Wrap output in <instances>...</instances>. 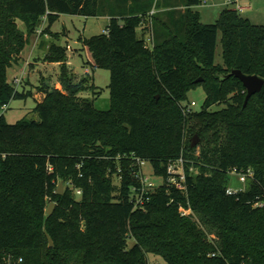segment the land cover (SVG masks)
<instances>
[{"label": "trees", "instance_id": "1", "mask_svg": "<svg viewBox=\"0 0 264 264\" xmlns=\"http://www.w3.org/2000/svg\"><path fill=\"white\" fill-rule=\"evenodd\" d=\"M202 3L110 13L101 0H0V107L21 94L8 71L45 16L42 36L60 13L110 16L108 32L84 44L87 63L111 72V107L100 110L81 94L88 79L74 81L67 47L52 42L44 60L60 63L62 88L43 77L39 119L9 123L0 114V264H151L150 254L169 264H264V86L245 105L247 89L231 75L264 78V24L230 7L202 23L193 9ZM198 86L207 97L188 111ZM181 155L186 192L167 181ZM137 158L162 179L141 208L131 201L141 184ZM234 168L254 175L247 190L228 194Z\"/></svg>", "mask_w": 264, "mask_h": 264}, {"label": "rangeland", "instance_id": "2", "mask_svg": "<svg viewBox=\"0 0 264 264\" xmlns=\"http://www.w3.org/2000/svg\"><path fill=\"white\" fill-rule=\"evenodd\" d=\"M129 1V0H128ZM127 0H101L102 11L110 13L120 12H136L140 9L153 8L158 10L168 3H176L179 0H132L134 5L129 6ZM248 2V10L241 11V15L250 19L252 23L264 24V0H242L241 3ZM237 3L231 5L226 4V0H203V3L198 6L197 11L201 15L202 23H215L219 20L222 11L226 7L236 9ZM247 9V7L245 8ZM152 14L149 12L148 16ZM110 19L106 15L85 17L82 15H74L69 13H60L57 20L52 24L51 32L47 35V47L45 49L39 48L37 42V49L34 53H31L34 48V42L42 39V33L37 31L32 35L30 42L22 53V58L16 64H14L8 71L9 80L14 84V78L16 76L22 77L20 84H14L16 89L21 93L18 97L12 99L8 104V109L4 111L5 118L9 123H15L22 118H34L39 119L38 114L33 110L37 104L35 96H39L37 86L41 84L44 77L51 87L62 88V84L59 81L60 65L57 62L45 61L44 57L52 42L67 47V62L70 66L71 72L75 77L74 81H80L82 78H87V89L81 94L83 96L94 99L95 106L100 110H108L111 107V94H110V80L111 72L107 67H93L87 63L91 52L89 48L84 44L86 38H90L94 35H99L105 32ZM171 25V23H169ZM43 29L47 27V21L45 20L41 27ZM19 27L22 30H26L25 23L19 21ZM141 28L139 33L141 35ZM43 32V31H42ZM59 34V37H56ZM184 37V35H181ZM46 38V36H44ZM44 38V39H45ZM223 46H222V32L220 31L218 37V45L216 51V62L223 63ZM30 62L33 65L30 67ZM23 71V74H22ZM59 83V84H58ZM95 85V89L91 86ZM29 90L34 91V95L27 94ZM94 91L97 93L95 94ZM99 91V93H98ZM207 97L206 90L203 86H198L188 93L190 101H196V109H201ZM219 107V106H215ZM145 170L148 175L152 176V179L157 183H161L162 179L156 175H153L151 165L145 166ZM240 175L232 172L229 175L228 187L232 190H247L249 188V180L247 182H241ZM130 246L134 244V240H129ZM151 264H169L165 259L159 255L150 254Z\"/></svg>", "mask_w": 264, "mask_h": 264}, {"label": "built area", "instance_id": "3", "mask_svg": "<svg viewBox=\"0 0 264 264\" xmlns=\"http://www.w3.org/2000/svg\"><path fill=\"white\" fill-rule=\"evenodd\" d=\"M237 3L236 9L239 11H244L246 6L241 3L240 0H226L227 5H231L233 3ZM46 16L44 17V20H46ZM43 27H40L38 31L42 33ZM108 32V29L105 30V33ZM150 40V39H149ZM67 48H71L69 45H67ZM23 74V71H22ZM22 82V77L16 76L14 78V84H20ZM196 101H192L191 104L187 107L188 111H191L194 106H196ZM8 109V104H4L0 107V114ZM187 158L184 155L179 156L178 158L171 160L167 166V181L170 185L175 186L177 189L182 190L183 192L187 191ZM137 164L139 165V171L136 173L137 179L140 181V186L134 189L135 193L133 194L131 201L134 203L135 207L141 208L144 207L146 201L150 198V193L153 191V189L159 185L160 183H157L155 180L152 179V176L148 175V173L145 170V166L148 165V161L144 159L137 158ZM189 171H194V166H189ZM232 172H235L240 175L239 179L241 182H247V180L254 175V172L252 169H249L248 171H240L237 168H234ZM154 175V174H153ZM240 191L232 190L228 187L227 193L228 194H237ZM81 193V191H78ZM182 214L186 215L190 213L189 209H185L184 207H181ZM22 260V259H21Z\"/></svg>", "mask_w": 264, "mask_h": 264}, {"label": "water", "instance_id": "4", "mask_svg": "<svg viewBox=\"0 0 264 264\" xmlns=\"http://www.w3.org/2000/svg\"><path fill=\"white\" fill-rule=\"evenodd\" d=\"M231 75H234L238 78H240L244 84V86L247 89V95L245 100V105L249 102V99L252 95H254L257 92H260L264 86V78L256 75V74H246L241 69H234L231 72ZM201 80V79H200ZM199 138L198 136L194 139V144H198ZM58 192L62 194L64 192V182H60ZM55 203H50L47 212L48 214H52L55 209ZM50 245H53V239L48 235Z\"/></svg>", "mask_w": 264, "mask_h": 264}, {"label": "crops", "instance_id": "5", "mask_svg": "<svg viewBox=\"0 0 264 264\" xmlns=\"http://www.w3.org/2000/svg\"><path fill=\"white\" fill-rule=\"evenodd\" d=\"M240 1H242V0H240ZM246 7H247V9H245V10H248L249 9V7L247 6V5H249L248 4V2L246 1L245 3H243ZM169 8L167 7V8H162V9H160V11H162V12H165V10H166V12H167V10H168ZM177 9L178 10H180V11H182V12H184L185 11V9H186V7L185 6H179V7H177ZM193 9L194 10H197L198 9V6H194L193 7ZM152 12H154V10L152 11ZM168 15L167 14H164V17H167ZM106 17H108L109 19H110V16H106ZM47 35H49V34H46L45 36H46V38L43 36L42 37V39L40 40V41H37L38 40V37L36 38V40H35V42H34V48H33V50H32V52L31 53H34L35 52V50L37 49V42H39L38 43V47L39 48H42V49H45L46 47H47V44L48 43H46V39H47ZM45 38V39H44ZM43 44V45H42ZM89 61H93L92 60V55L90 56L89 55ZM59 65H60V63L59 62H57ZM33 65V63H31L30 62V67ZM59 84V83H58ZM35 97H37V96H35Z\"/></svg>", "mask_w": 264, "mask_h": 264}]
</instances>
